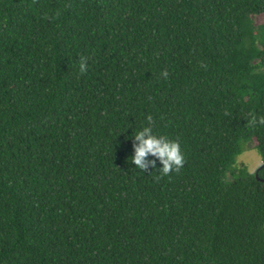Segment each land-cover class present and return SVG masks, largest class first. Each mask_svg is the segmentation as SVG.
Returning <instances> with one entry per match:
<instances>
[{"label": "trees", "instance_id": "1", "mask_svg": "<svg viewBox=\"0 0 264 264\" xmlns=\"http://www.w3.org/2000/svg\"><path fill=\"white\" fill-rule=\"evenodd\" d=\"M262 13L0 0V264H264V161L225 178L248 145L264 158ZM149 115L179 171L132 164Z\"/></svg>", "mask_w": 264, "mask_h": 264}, {"label": "clouds", "instance_id": "2", "mask_svg": "<svg viewBox=\"0 0 264 264\" xmlns=\"http://www.w3.org/2000/svg\"><path fill=\"white\" fill-rule=\"evenodd\" d=\"M79 70L81 72L87 70V58L84 56L80 58ZM162 74L167 76L166 71H163ZM146 120L147 123L138 129H133L131 133L132 164L141 171L149 168L157 169V159H159L158 171L161 174L179 171L185 162L179 142L153 134L152 116H147ZM260 120L264 122V117H260ZM149 157H155L156 159H149Z\"/></svg>", "mask_w": 264, "mask_h": 264}, {"label": "rangeland", "instance_id": "3", "mask_svg": "<svg viewBox=\"0 0 264 264\" xmlns=\"http://www.w3.org/2000/svg\"><path fill=\"white\" fill-rule=\"evenodd\" d=\"M256 22L261 23L264 22V13L256 16ZM264 161V158L262 154L259 152V150L253 146L248 145L246 149L241 152L234 163L232 167L228 169V171L225 174V178L227 180H230L234 177V169L236 167H240L242 165H247L250 169V171H255L258 167V165H261Z\"/></svg>", "mask_w": 264, "mask_h": 264}, {"label": "snow or ice", "instance_id": "4", "mask_svg": "<svg viewBox=\"0 0 264 264\" xmlns=\"http://www.w3.org/2000/svg\"><path fill=\"white\" fill-rule=\"evenodd\" d=\"M257 167H260V165H258Z\"/></svg>", "mask_w": 264, "mask_h": 264}, {"label": "water", "instance_id": "5", "mask_svg": "<svg viewBox=\"0 0 264 264\" xmlns=\"http://www.w3.org/2000/svg\"><path fill=\"white\" fill-rule=\"evenodd\" d=\"M264 180V179H263Z\"/></svg>", "mask_w": 264, "mask_h": 264}]
</instances>
